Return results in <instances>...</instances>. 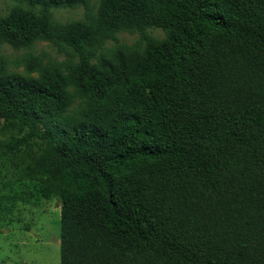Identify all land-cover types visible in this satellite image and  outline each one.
I'll list each match as a JSON object with an SVG mask.
<instances>
[{
	"label": "trees",
	"instance_id": "obj_1",
	"mask_svg": "<svg viewBox=\"0 0 264 264\" xmlns=\"http://www.w3.org/2000/svg\"><path fill=\"white\" fill-rule=\"evenodd\" d=\"M13 1L37 78L2 60V147L61 201L60 264H264V0Z\"/></svg>",
	"mask_w": 264,
	"mask_h": 264
},
{
	"label": "rangeland",
	"instance_id": "obj_2",
	"mask_svg": "<svg viewBox=\"0 0 264 264\" xmlns=\"http://www.w3.org/2000/svg\"><path fill=\"white\" fill-rule=\"evenodd\" d=\"M92 2L98 7L99 0ZM15 5L13 0H0V16L10 13ZM53 12L55 18L64 23L84 18L82 7L58 8ZM148 34L160 40L165 37L160 29H149ZM118 37L120 43L132 46L140 39V34L120 33ZM113 46V41L107 43V48ZM33 52L59 61L65 59L46 42L37 43ZM24 53V50H15L7 44L0 45V64L5 60L9 73L37 78L19 64L18 59ZM80 100L78 98L77 102ZM12 136L10 132L0 131V260L7 264H60L61 201L58 197H41L26 176L27 164L22 162V157L6 155L2 145Z\"/></svg>",
	"mask_w": 264,
	"mask_h": 264
}]
</instances>
